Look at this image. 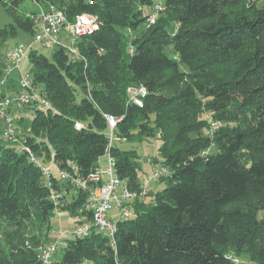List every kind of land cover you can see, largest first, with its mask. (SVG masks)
Segmentation results:
<instances>
[{
  "label": "trees",
  "instance_id": "obj_1",
  "mask_svg": "<svg viewBox=\"0 0 264 264\" xmlns=\"http://www.w3.org/2000/svg\"><path fill=\"white\" fill-rule=\"evenodd\" d=\"M25 1L0 0V6L9 14ZM31 1L46 9L59 4L69 20L94 16L98 27L78 41V56L63 49L51 58L39 51L27 56L51 108H28L34 117L21 135L25 144L59 169L75 164L84 175L110 153L121 178L138 189L137 153L109 144L105 115H111L120 119L118 139L157 136L158 165L173 171L161 180L165 189L150 194L148 203L136 202L134 216L116 224L113 241L95 232L68 240L54 264H235L230 256L244 264V255L264 264V221L252 203L264 198L262 0ZM18 31L35 32L29 19L16 18L0 27V41ZM4 68L5 53L0 79ZM130 87L145 88L143 108L130 100ZM203 108L224 124L208 156L202 151L211 146L204 136L209 121L196 120ZM229 120L236 125L224 129ZM0 142V219H26L37 210L51 220L55 206L41 171L27 153ZM72 201L61 209L77 216V224L90 221L80 213L85 195ZM237 203L255 211L229 210ZM41 249L22 248L0 264H42Z\"/></svg>",
  "mask_w": 264,
  "mask_h": 264
},
{
  "label": "built area",
  "instance_id": "obj_2",
  "mask_svg": "<svg viewBox=\"0 0 264 264\" xmlns=\"http://www.w3.org/2000/svg\"><path fill=\"white\" fill-rule=\"evenodd\" d=\"M160 6L156 7L151 18L155 23ZM33 23L34 35L32 43L19 42L8 49L5 53L4 76L0 79V126L1 138L10 146L17 147L20 151L28 154L31 162L41 171L42 178L49 191V199L55 206V210L61 209L66 203H72L74 195H85L84 208L80 210L82 215H91L90 221L77 224L72 231L74 239L87 238L93 232L101 234L110 241L114 240L117 223L130 219L134 216L136 202L148 203L150 198L149 185L162 179H168L173 171L167 167L156 165L153 173L147 180L141 181L138 189H133L129 182L119 175L116 159L107 153L99 159L96 167L88 175H84L75 164L68 168L59 169L57 176L48 169L29 146L22 140V134L17 127L16 114L19 109L38 107L41 109L51 108V104L42 95L41 88L35 85L31 73L22 74L23 61L31 52L38 51L36 44L50 50L63 49L69 55L78 56V41L97 29L96 18L88 14H80L69 20L66 14L50 7L36 6V11L26 16ZM15 73H20L15 77ZM130 100L138 107L143 108V100L146 90L143 87H130L128 89ZM108 129L106 135L110 146L116 142L126 143V139H118L116 132L120 122L119 118L105 115ZM221 121L210 120L204 130V136L211 142V146L202 151V156H208L214 149V139L223 127ZM84 126L76 123L75 128L80 130ZM102 160L105 166L101 164ZM71 191L74 194H71ZM118 210L122 220L115 223L112 211ZM66 232L55 234L53 240L42 247L40 260L42 264H53L54 256L61 248L67 247ZM229 259L239 264V259L230 256Z\"/></svg>",
  "mask_w": 264,
  "mask_h": 264
},
{
  "label": "rangeland",
  "instance_id": "obj_3",
  "mask_svg": "<svg viewBox=\"0 0 264 264\" xmlns=\"http://www.w3.org/2000/svg\"><path fill=\"white\" fill-rule=\"evenodd\" d=\"M252 1L256 2L257 0ZM261 4L264 5V0H262V2H259V5ZM55 7L59 8L60 5L58 4V6ZM34 11H36V5L31 0H26L18 10L9 14H7L4 9L0 6V27L3 28L6 25L9 26L13 24V20L16 18L24 19V17L29 14H32ZM124 32L127 37L132 34V31H130L129 29L124 30ZM19 42L32 43L33 36L31 34H25L22 31H18L17 37H10L7 40L0 41V57L4 56V53H6L8 49H10L12 46ZM36 48L40 53L44 54L48 58H51L53 52L55 51L43 48L38 44H36ZM22 68V74L24 75L27 74L31 69L28 58L23 61ZM19 75L20 73L14 74L15 77H18ZM18 111L19 112H17L16 114V119H18V121L20 117L24 119L22 125L17 124L20 134H22L26 131L27 128L29 129L32 119L34 117V113L27 108L19 109ZM213 116V112L207 111L206 108H203L197 114L196 120H202L206 123L210 121ZM235 125L236 122H232L231 120L226 121V126L224 129L233 128ZM1 140L2 138L0 137V141ZM0 144L3 143L0 142ZM114 145L119 147L121 146V149L125 151H135L137 153L138 174L141 181L147 180V178L153 173V167L158 165L161 161V153L159 150L160 146L162 145V142L157 138V136H155L153 139L135 138L131 142H126L122 144L116 142ZM41 161L48 169L53 172L55 176H57L59 168L54 161L44 158H42ZM101 164L105 166L104 163L101 162ZM166 187L167 182L156 181L154 183H151L149 185L150 194H152L153 196V193H156L160 189L163 190ZM71 194H74V192L71 191ZM151 198H149V200H151ZM252 203L254 205L256 204V206H259L260 209L255 211V208H252V206H248L244 203H237L230 206L229 210H239L243 213H248L249 211L253 212L254 210L258 214V218L264 221V198L259 203L256 200L252 201ZM111 215L113 217H116L115 223L119 220H122L119 216L120 214L118 210L112 211ZM77 220V216H74L70 211H65L62 209L55 210V215L52 217L51 220L43 219L37 210H34L33 215L26 219L2 217L0 219V260L13 259L20 252V250L25 247H28V249H31V251H38L50 239L53 240L55 234H58L59 232L64 231L66 232L65 235L67 237H69L70 239H74L71 233L77 225ZM52 229L53 232H51ZM64 252L65 249H59L54 256V262H59ZM240 260L244 264H252L249 261L247 255L240 257Z\"/></svg>",
  "mask_w": 264,
  "mask_h": 264
},
{
  "label": "crops",
  "instance_id": "obj_4",
  "mask_svg": "<svg viewBox=\"0 0 264 264\" xmlns=\"http://www.w3.org/2000/svg\"><path fill=\"white\" fill-rule=\"evenodd\" d=\"M105 161L104 160H102V163H104ZM104 165H105V163H104ZM162 189H160V190H158L156 193H158V192H160ZM156 193H153V194H156Z\"/></svg>",
  "mask_w": 264,
  "mask_h": 264
},
{
  "label": "clouds",
  "instance_id": "obj_5",
  "mask_svg": "<svg viewBox=\"0 0 264 264\" xmlns=\"http://www.w3.org/2000/svg\"><path fill=\"white\" fill-rule=\"evenodd\" d=\"M161 181V180H160Z\"/></svg>",
  "mask_w": 264,
  "mask_h": 264
}]
</instances>
